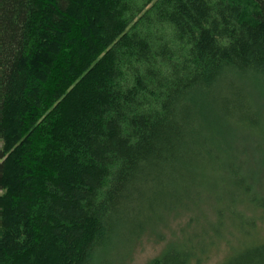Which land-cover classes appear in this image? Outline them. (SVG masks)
Listing matches in <instances>:
<instances>
[{
    "label": "trees",
    "instance_id": "1",
    "mask_svg": "<svg viewBox=\"0 0 264 264\" xmlns=\"http://www.w3.org/2000/svg\"><path fill=\"white\" fill-rule=\"evenodd\" d=\"M262 95L264 0H0V264H115L180 217L146 264H200L227 241L193 209L223 183L251 244L217 264H264L231 160L250 132L264 157Z\"/></svg>",
    "mask_w": 264,
    "mask_h": 264
},
{
    "label": "rangeland",
    "instance_id": "2",
    "mask_svg": "<svg viewBox=\"0 0 264 264\" xmlns=\"http://www.w3.org/2000/svg\"><path fill=\"white\" fill-rule=\"evenodd\" d=\"M261 98V107H259L261 123L258 127L264 130V96L262 95ZM257 134V132H250L249 134L244 133L234 138L235 140L233 139L232 142V151H237L236 154L240 153V156L231 160H234L233 163L235 165L237 163L240 167L238 170L240 176H238V178L243 176L246 184L249 183L252 188L264 196V157L260 158L257 156L256 161L253 158L256 154L254 149L257 147V143H259L256 137ZM260 150L261 153H263L264 146ZM260 162H262V164H260ZM232 187L230 183H223L221 185L216 184L209 191H206L203 187L198 194L197 203L193 209L196 222L191 226L193 227L192 231H198L200 238L212 236L214 234L213 238H215L216 241L221 239L227 241V245L225 243H220L215 247L209 243H205V247H207L204 250L209 254L200 264L222 263L227 258L234 255L236 250H240L244 246L251 244L249 236L245 235L244 231H241L238 225L236 227L235 223L234 225L231 223V217L236 214V211H241V213L245 215V211H242V205L238 206L237 203L233 202L231 204L227 201L228 198L225 195L226 191L224 188L232 189ZM235 201L237 202V200ZM214 210H221V220L217 219ZM188 220L189 219L185 217L169 220L165 227L160 228L162 233L161 238L145 236L136 244L130 254L124 258L118 259L115 264H146L150 259L156 257L161 252L166 242L174 238L173 233L178 234L179 229H181L182 226L184 227L185 224L188 223ZM218 222L220 223L218 224Z\"/></svg>",
    "mask_w": 264,
    "mask_h": 264
}]
</instances>
